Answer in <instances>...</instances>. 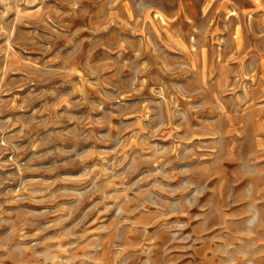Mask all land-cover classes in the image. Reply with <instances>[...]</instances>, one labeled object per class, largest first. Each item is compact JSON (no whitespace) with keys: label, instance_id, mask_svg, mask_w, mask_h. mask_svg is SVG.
Here are the masks:
<instances>
[{"label":"rangeland","instance_id":"374dc122","mask_svg":"<svg viewBox=\"0 0 264 264\" xmlns=\"http://www.w3.org/2000/svg\"><path fill=\"white\" fill-rule=\"evenodd\" d=\"M0 264H264V0H0Z\"/></svg>","mask_w":264,"mask_h":264}]
</instances>
